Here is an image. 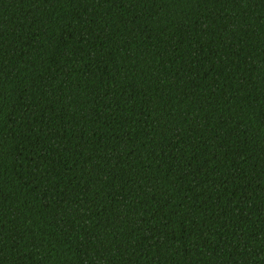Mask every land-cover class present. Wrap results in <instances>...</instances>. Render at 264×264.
<instances>
[{
  "label": "trees",
  "instance_id": "obj_1",
  "mask_svg": "<svg viewBox=\"0 0 264 264\" xmlns=\"http://www.w3.org/2000/svg\"><path fill=\"white\" fill-rule=\"evenodd\" d=\"M264 0H0V264H264Z\"/></svg>",
  "mask_w": 264,
  "mask_h": 264
},
{
  "label": "snow or ice",
  "instance_id": "obj_2",
  "mask_svg": "<svg viewBox=\"0 0 264 264\" xmlns=\"http://www.w3.org/2000/svg\"><path fill=\"white\" fill-rule=\"evenodd\" d=\"M262 115H264V114H262Z\"/></svg>",
  "mask_w": 264,
  "mask_h": 264
}]
</instances>
